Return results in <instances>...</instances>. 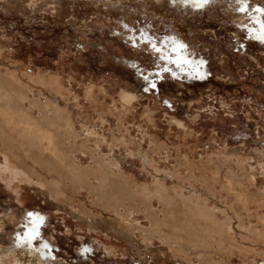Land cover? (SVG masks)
Wrapping results in <instances>:
<instances>
[{"label":"rangeland","instance_id":"1","mask_svg":"<svg viewBox=\"0 0 264 264\" xmlns=\"http://www.w3.org/2000/svg\"><path fill=\"white\" fill-rule=\"evenodd\" d=\"M241 3L244 13L236 0L202 7V0H0V74L12 69L19 80L6 76L2 94L24 90L29 100L50 102L55 120L46 124L51 130L40 125L51 142L32 147L24 121L12 115L7 125L0 103L11 146L44 161L50 175L72 167L47 161L54 159L48 142L84 145L87 155H72L81 169L102 164L131 189L160 186L172 206L183 201L186 213H214L236 233L210 252L208 223L187 220L197 248L167 249L156 235L145 244L150 219L140 199L119 208L127 218L116 217L88 187L67 180L64 197L45 175L9 168L12 156L0 147V264H264V42L255 38L264 0ZM122 91L135 96L131 105L121 102ZM32 114L38 119L36 105ZM149 201L163 219V203ZM36 217L43 218L39 241L18 246Z\"/></svg>","mask_w":264,"mask_h":264},{"label":"bare ground","instance_id":"2","mask_svg":"<svg viewBox=\"0 0 264 264\" xmlns=\"http://www.w3.org/2000/svg\"><path fill=\"white\" fill-rule=\"evenodd\" d=\"M6 76L11 77L13 80L16 81V83H19L18 82L19 80L16 78L17 77L16 73H14L12 71V69L8 70L7 75H5V76L0 74V103H3L5 105V109H3L2 111L4 113H5V111L7 112L6 116L2 119L5 120L7 125L12 123V120H13L12 115L16 118L22 119L24 121V126H25L24 128H22L23 134L28 136V139H29L28 144H30L32 147H35V143L37 144V139H44L47 141L49 140L51 142L52 138H50V137L46 138L45 136H42L41 131H43V128H41L40 125L43 123H44V125H46V124L52 125V122H51L52 119L51 118H53L52 117L53 112L51 111V106L53 104L51 105L50 102H46L44 105H41V104H39L40 102L38 100H29V96L26 94V92L24 90L23 91L21 90L19 92V94L17 96H14V97L11 96V94H5V93L2 94V87L5 86V82L7 81V78H8V77L6 78ZM7 84H9V83H7ZM120 98H121V102L123 103L124 106L131 105L135 100V96L132 93H128L126 91L121 92ZM47 101H51V99L47 98ZM26 103H28V105H29L27 108H25ZM34 105H36V108L38 109V112H39V116H37L38 119H36V117H33V114H32ZM57 106H58V104H57ZM60 110H58L59 113H61ZM60 116H61V114H60ZM39 119H40V121H39ZM53 120H54V118H53ZM58 120H59V118H58ZM61 122H64L63 126L65 128V131H67L70 134L73 133V131H72L73 130L72 129L73 124H72V122H70L69 119L66 118V119L62 120ZM49 125H46V127H48ZM46 127H44V128H46ZM50 130H51V127H50ZM58 130H60L59 127H58ZM50 132L52 133V131H50ZM46 133L48 134V132H46ZM51 133H50V136H51ZM0 134L3 135L2 138L0 139V147L4 151L8 152L13 157V158L11 157V159H13V160H11L9 157L5 159V160H7V165L9 166V168L13 167V169L15 170L17 167V165H16V163H17L19 165H24V166H27L29 168V171L27 170L28 168L26 169V171L21 170V169L19 171L20 173L26 175L27 178H31L32 174L35 175L37 178H40L41 176L45 175L46 180L49 181V185L50 184L52 185V188L56 194H60V195L64 196L67 193V191L65 190L66 189L65 183L67 180H69L72 183V186L75 185L78 189L88 187L90 190H93L97 195L98 201L104 202L105 208L111 209L113 214L116 217L122 216L125 218L128 217V214L121 215L119 212L120 211L119 208L121 206H123L126 201H132L131 198H133V199L137 198L138 200L140 199L141 200L140 202L145 205L144 207H146V209L149 210L148 213L146 212L147 213L146 215L148 216L147 218L150 219V227H149L150 229H149V231H145L148 233L150 232V234L141 236V241L143 243L151 240L152 237L156 235L157 237L162 238L163 247H165L167 249H174L177 252L182 251L181 246L179 245L180 242L188 244L189 248H194V246L196 244H198L199 241H198V239L193 237L194 234L191 233L193 231L192 227L190 228L189 225H186L185 222H187V220H192V223H193L192 226L193 227L196 226V224H199L201 226V222H203V221L208 223L209 227L207 228V230H209V235H208V238L206 240V245L209 246L208 251H210V252L213 249L216 242H218V244L224 245L225 242H227V240L234 239L233 235L236 233H235V229L233 228V225L231 224V222H226L223 226H220L216 221L217 215H215L214 213H210L209 211L208 212L211 215L205 213V211L204 212L198 211V210L196 211L192 207H188L190 211H189V213H186L184 208L186 206H189L190 204L186 205V202H183V201H181V203H179L180 201L177 200V201H179L177 206H179L180 208L176 207L175 205L172 206L173 204L171 205L169 203V200L167 198L168 196L165 194V190H163V188L161 189L160 186H157L154 183L152 185H155V186L153 188L151 186L152 189L148 188V186L147 187L143 186L141 189L138 187L135 189H131L130 184L128 182L129 180H127V179H124L122 177H118L117 179L116 178L110 179L108 176L109 170L106 167H104L102 164L101 165L99 164L94 169H92V168L81 169L78 162H76L74 160L75 157H72V155H74V152H76V151H81L82 153H85L86 155L88 154L87 151H85L86 147H84V145H82V144H81L82 146H79V147L77 145L68 144V147H67L66 144L62 140V141L58 142V145L55 149L56 144L53 145V143H52V145H51L48 142L49 148H51L53 146V148L51 150L49 149L48 152L51 154L50 156L53 155L54 159L52 161H49V160H47V161L50 163H54L56 167H59V165H61L60 164L61 162L67 163L66 166H69V168L72 167V170H71V168H70L71 171H67V172H64L61 170H56L57 174L51 173L50 175H47L46 174L47 172H45V169L42 167L43 166L42 163L44 161H41V160L39 161L35 158L32 159L28 153H26V154L19 153V151H20L19 149H17L15 146H11L13 143L9 142V139L6 138L4 130L1 126H0ZM62 137H61V139H62ZM25 138H27V137H25ZM2 153H4V152H2ZM14 160H18V162L14 161ZM103 160H104V158H103ZM108 167H110V166H108ZM91 176H93L95 179L98 180L99 185L97 187L93 186L92 182H90ZM41 181H38V184H40L42 186L43 183H41ZM35 184H37V183H35ZM42 188H43V191H47L43 186H42ZM46 193H48V192H46ZM48 195H49V193H48ZM46 196H47V194H46ZM64 197H66V196H64ZM153 198H156L163 203V208H164V210H163L164 218L163 219L159 217V215H158L159 212H156V210L154 211L151 209V203L149 200H151V199L153 200ZM172 203H173V201H172ZM138 205H140V204H138ZM128 208H130V207H128ZM127 210H130V209H127ZM136 211H138V210H136ZM176 213L179 214V217H177L175 219L174 217H175ZM107 214H110V212H108ZM81 216H84L83 213L81 214ZM238 217H239V214H238ZM238 220H240V219H238ZM238 228H242V229L249 232V229L246 228L245 226H243L241 223L238 225ZM166 229H168L169 232ZM172 229H174V230H172ZM143 230H145V229H143ZM260 233H258V234L260 235ZM229 238H231V239H229ZM211 242H212V244H211ZM150 245H151V242H150ZM195 247L197 248V246H195ZM217 247H218V245H217ZM213 250H215V249H213ZM222 250H224V249H222ZM170 251H172V250H170ZM210 252H208V253H210ZM217 255H218V253H217ZM1 261H2V259H1ZM204 264H218V263L207 262Z\"/></svg>","mask_w":264,"mask_h":264},{"label":"snow or ice","instance_id":"3","mask_svg":"<svg viewBox=\"0 0 264 264\" xmlns=\"http://www.w3.org/2000/svg\"><path fill=\"white\" fill-rule=\"evenodd\" d=\"M208 2H209V0H202V4L197 5V6L198 7H202L203 4H207ZM236 2L238 4H240V7L237 9V11H239L241 13H244V12H246L248 10L244 6V4L241 3V0H236ZM255 11L256 12H260L261 10L257 8V9H255ZM255 38L261 40L262 42H264V27H262L261 33L258 34V35H256ZM145 80L146 81L148 80V77L147 76L145 77ZM148 86L149 87H155V85L152 84L151 81H149ZM145 90H147V88ZM28 215H29V217H31L32 216V213H28ZM42 222H43V218L42 217H36V218H34V220L32 221L33 227L31 229V231L26 232V233L23 234V239L19 241L18 246L24 247L26 245L27 247L31 248L33 241H39V239H40V232L38 231V227H39V223H42ZM41 246L43 248H45V249H48V245L47 244H43ZM84 251L85 252H89L90 249L85 248ZM46 258H50V257H46Z\"/></svg>","mask_w":264,"mask_h":264}]
</instances>
